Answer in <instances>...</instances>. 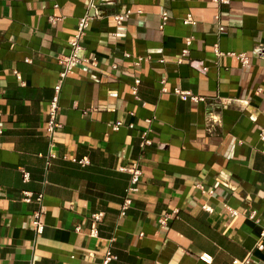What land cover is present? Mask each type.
Masks as SVG:
<instances>
[{"label":"crops","instance_id":"1","mask_svg":"<svg viewBox=\"0 0 264 264\" xmlns=\"http://www.w3.org/2000/svg\"><path fill=\"white\" fill-rule=\"evenodd\" d=\"M225 1L107 0L89 10L90 0H0V264H103L108 251L109 264H205L202 254L212 264H264L255 249L264 227V0ZM126 9L133 14L118 25ZM88 11L81 56L98 65L67 77L50 137L58 57L70 54ZM177 88L207 101H183ZM132 163L140 190L121 215L131 176L120 168ZM25 192L44 195L42 234L33 229L40 206ZM175 211L162 228L159 218Z\"/></svg>","mask_w":264,"mask_h":264},{"label":"built area","instance_id":"2","mask_svg":"<svg viewBox=\"0 0 264 264\" xmlns=\"http://www.w3.org/2000/svg\"><path fill=\"white\" fill-rule=\"evenodd\" d=\"M97 1L100 2H105L107 0H90L89 3V10L91 9H96L97 8ZM221 4H227V1L225 0H217ZM132 11L129 9H126L120 13H117L114 15V20L118 25H122L126 20H128L132 16ZM94 19V16L89 13V11L79 20L78 25H77V31L74 36V38L69 42L70 45V54L66 56H59L58 57V63L61 65L62 70L59 73V80L57 84L54 87V96L50 101L49 104V110H48V121L46 123V131L49 134L50 137H53L56 130L61 127V124L58 121V115L60 111V95L62 91L63 84L67 77L72 73V71L82 65V64H91L92 66H97L98 62L96 58L90 57V58H85L81 56V52L83 51V38L86 35V32L89 28L91 20ZM170 19V15L167 11H163L161 13V25L160 29L163 30L164 27L167 25V22ZM219 19V17L217 18ZM51 22H55L58 19L51 18ZM185 24L187 25H195L196 22L194 19L189 15L185 20ZM224 31L223 26H219V32L222 33ZM193 41L192 37H189L186 39V46L187 48L183 51L182 57L179 60V63L182 62V59L186 57L189 53V47L191 46ZM215 55L217 57H220L223 55V53L220 51L219 46L215 45L214 49ZM237 59L242 63L243 66H248L250 63L249 57L247 55L241 54V55H236ZM30 60L28 59L27 62ZM140 61V59H139ZM138 61V63H139ZM164 62V60H162ZM113 69H117V66L114 65ZM207 68L202 67L200 68L201 72H206ZM18 78L20 79L19 74H16ZM140 84V81H136V86ZM136 90V87H135ZM174 94L181 100L183 101H191L192 103H199L203 102L205 103L207 99L205 97H201L198 95H194L191 93V91H185L180 88L175 89ZM209 121L213 123H217L216 119L212 118V115H209ZM122 125L121 122H117L113 128L114 130H118L119 127ZM2 133V129L0 127V134ZM261 138L264 139V128L261 130ZM141 146H147L151 144V141L147 138V133H144L141 136ZM80 164H85V161L82 160L80 161ZM120 171L126 172L130 174L131 176V185L129 189L127 190L125 200L122 204L121 207V215H125L126 212L130 209L134 202V197L139 193V185H140V180H141V175L142 171L140 169V166L138 163H132L131 165L127 167H121ZM23 179L24 181L29 180V174L28 173H23ZM202 188V187H201ZM24 201L27 203H31L33 201L37 202V204L40 206V209L35 211L33 214V229L37 234H42L45 228V224L43 223V208H42V202L44 195L39 194L36 197L33 196L32 193L25 192L23 194ZM203 209L206 212H211V208L208 206H204ZM231 213L232 216H237L238 213L237 211L229 208L228 209ZM178 211H175L174 213H166L163 216H161L158 220L160 226L162 228H165L168 226L169 222L171 219H173L174 214H177ZM103 214L98 213L94 214L91 217L92 220V227H91V235L92 236H98V227L97 225L102 221ZM254 216H251L250 219H253ZM256 250L258 251H263L264 250V227L262 228L259 238L257 240V244L255 247ZM116 259V257L112 254L111 251H108L105 255V259L103 261V264H109L112 260ZM199 260L205 264H212L213 263V257L208 255V254H202L199 257ZM250 259L249 257L244 260H234L233 264H249Z\"/></svg>","mask_w":264,"mask_h":264}]
</instances>
